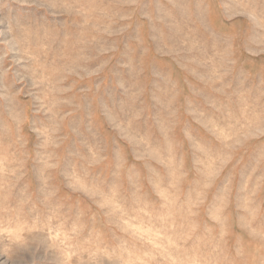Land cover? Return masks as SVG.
Instances as JSON below:
<instances>
[{
	"label": "rangeland",
	"instance_id": "rangeland-1",
	"mask_svg": "<svg viewBox=\"0 0 264 264\" xmlns=\"http://www.w3.org/2000/svg\"><path fill=\"white\" fill-rule=\"evenodd\" d=\"M0 264H264V0H0Z\"/></svg>",
	"mask_w": 264,
	"mask_h": 264
}]
</instances>
